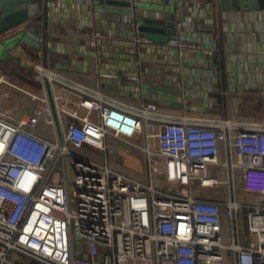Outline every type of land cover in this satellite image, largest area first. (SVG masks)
Listing matches in <instances>:
<instances>
[{
  "label": "built area",
  "instance_id": "built-area-1",
  "mask_svg": "<svg viewBox=\"0 0 264 264\" xmlns=\"http://www.w3.org/2000/svg\"><path fill=\"white\" fill-rule=\"evenodd\" d=\"M166 44L199 45L179 33ZM35 71L42 93L0 75L10 85L0 92V264H264V205L241 196L264 195V122L169 116L155 101L131 106L41 65ZM83 146L114 160L127 152L145 158L147 181L74 150ZM210 165L224 177L209 175ZM158 166L163 189L152 179ZM195 187L221 195L198 198ZM241 214L246 242L238 240Z\"/></svg>",
  "mask_w": 264,
  "mask_h": 264
},
{
  "label": "crops",
  "instance_id": "crops-1",
  "mask_svg": "<svg viewBox=\"0 0 264 264\" xmlns=\"http://www.w3.org/2000/svg\"><path fill=\"white\" fill-rule=\"evenodd\" d=\"M177 1V9L165 14L175 17L176 33L192 38L197 47L177 50L164 40L146 37L134 41L130 16L94 9L90 0H34L24 11L39 47L15 44L0 56V75L42 93L34 76L36 67L44 65L65 80L123 104L155 101L169 116L264 122V9L224 10L207 0ZM165 8L138 11L158 16ZM73 28L100 31L102 36L71 33ZM9 83L0 84V92L9 89ZM8 99L2 106L10 105ZM218 147V160L223 161L224 142L219 141ZM192 194L215 199L221 192L195 187ZM241 196L249 204L264 205V195ZM244 220L241 214L237 232L242 242L251 239ZM221 222L228 240L230 222L227 218Z\"/></svg>",
  "mask_w": 264,
  "mask_h": 264
},
{
  "label": "water",
  "instance_id": "water-1",
  "mask_svg": "<svg viewBox=\"0 0 264 264\" xmlns=\"http://www.w3.org/2000/svg\"><path fill=\"white\" fill-rule=\"evenodd\" d=\"M94 9L100 11H112L130 16L133 33L137 37H146L152 40H164L174 37L177 31L175 17L166 16V11H174L178 7L177 0H90ZM220 4L224 10L238 9H264V0H207ZM34 0H0V56L6 54L17 43L26 42L39 47V39L31 29V18L26 11L32 8ZM166 7L164 15L144 14L138 9L148 7ZM26 9V11H24ZM148 10V9H147ZM162 12V13H163ZM26 16H25V15ZM44 51V49H43ZM43 67H45L43 65ZM44 77L46 96H48L59 139L61 133L53 96L51 94L50 82ZM13 113V110L9 114Z\"/></svg>",
  "mask_w": 264,
  "mask_h": 264
},
{
  "label": "rangeland",
  "instance_id": "rangeland-1",
  "mask_svg": "<svg viewBox=\"0 0 264 264\" xmlns=\"http://www.w3.org/2000/svg\"><path fill=\"white\" fill-rule=\"evenodd\" d=\"M114 145H121L119 141L116 139L113 141ZM75 151L79 153H83L87 156H91L92 158L96 159L99 162H105L107 163L114 169L118 170L119 172L123 174H127L130 176H137V178L141 182L147 181V176H146V166H145V158L134 154V153H125V155L121 154L122 158H117V159H112L111 157L105 155L104 152L97 150L96 148L90 147V146H83L80 148H75ZM107 156V158H106ZM158 169L152 172V179L154 182V185L160 189L166 188L167 186L164 185V179L161 174V168L160 166L157 167ZM208 174L211 176H215L217 178H220L222 176V171L219 166L216 165H211L208 171ZM235 187L237 188L239 184H237V179L235 181ZM220 186H224L223 184L220 183ZM237 198H239L237 194ZM35 262H32L34 264ZM31 264V263H30Z\"/></svg>",
  "mask_w": 264,
  "mask_h": 264
},
{
  "label": "trees",
  "instance_id": "trees-1",
  "mask_svg": "<svg viewBox=\"0 0 264 264\" xmlns=\"http://www.w3.org/2000/svg\"><path fill=\"white\" fill-rule=\"evenodd\" d=\"M243 209H246V207H244ZM31 264H32V263H31ZM34 264H39V263H36V262H35Z\"/></svg>",
  "mask_w": 264,
  "mask_h": 264
}]
</instances>
